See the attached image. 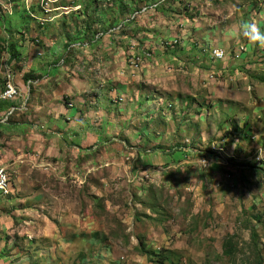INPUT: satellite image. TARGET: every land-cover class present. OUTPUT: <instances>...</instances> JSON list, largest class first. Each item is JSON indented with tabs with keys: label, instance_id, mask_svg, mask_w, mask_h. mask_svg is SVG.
<instances>
[{
	"label": "rangeland",
	"instance_id": "rangeland-1",
	"mask_svg": "<svg viewBox=\"0 0 264 264\" xmlns=\"http://www.w3.org/2000/svg\"><path fill=\"white\" fill-rule=\"evenodd\" d=\"M51 1L45 14L55 11L56 21L39 29L53 39V62L88 44L58 40L78 22L99 40V59H83L94 63L97 84L79 103L69 98V109L80 104L78 119L59 127L70 125L67 135L101 157L78 170L73 153L47 163L42 154L40 164L27 149L38 157L33 204L18 203L26 196L14 195L5 167L10 188L0 195L18 200L6 213L13 224L0 259L12 264V252L32 249L63 264H264V48L239 34L244 23L264 31V0ZM33 44L38 55L49 45L39 35ZM18 101L26 112L28 101ZM68 234L80 249L55 250Z\"/></svg>",
	"mask_w": 264,
	"mask_h": 264
},
{
	"label": "crops",
	"instance_id": "crops-1",
	"mask_svg": "<svg viewBox=\"0 0 264 264\" xmlns=\"http://www.w3.org/2000/svg\"><path fill=\"white\" fill-rule=\"evenodd\" d=\"M0 1H3L0 3H4L7 0ZM11 2L13 5L12 13L10 15L0 14V90L4 85L5 77L10 74L19 92L18 99L23 98L28 102L25 104L27 106L26 112H23V108L22 106L20 107L21 104L16 98L12 101L0 102V168L6 167L11 172L13 183L12 192L14 195L19 193L20 197L26 196L24 200H18L17 198H15V200H18L19 204H33L36 196L29 193L34 188H41L33 179L37 173L36 169L38 165L36 164L38 157L28 158L26 152L30 151L27 149L38 153L40 164H43L41 158L44 156H42V154H45V157L49 158L45 161L47 163L48 160L51 162L57 160V162H59L62 160L64 154L70 155V153H73L71 156L77 159V165L75 166L70 163L67 169L68 171L73 170L72 167L74 166L75 169H77L78 166H82L78 170L84 169L85 167L88 168L89 166H95V163H97L101 157L96 151L86 152L82 149L81 147L84 145L85 141L79 135L75 136V132H73L71 136L67 135L69 130H66V127L70 125H63V129V126L59 127L63 122L67 123L68 120L72 119L75 122L78 119L75 110L78 109L76 107H79L78 105L80 104H74L75 108L69 109V98L71 100V97H74L75 101L77 100L79 103L80 96L88 91V87L91 86V81L97 84L96 78H94L96 75V68L93 67L94 63L91 62V66H89L88 62H85L83 59H99V40L95 41L93 37H90V34L86 35L83 23L78 22L75 34L74 32L71 33L70 31H66L65 36L58 40L64 44L66 43V47L68 43L77 42L79 44V42L83 43L84 40L88 41V44L76 48L72 52L67 50V48L65 49L64 46V53L63 50L60 52L62 60L60 61L61 66H59L58 63L53 62L59 57L55 45L53 44V39L50 38L51 36L46 37L44 34L40 33V29L44 26H53V23H55L54 21H56V18L54 19V17H56L55 11L50 14H45V12L39 8L38 0H31L30 12L34 17L31 18L26 13V10H24L23 0H11ZM50 8L57 9L60 8V6L54 3ZM43 19H45V23L40 21ZM49 19L52 20L46 21ZM36 35H39L40 41L49 43V45L46 46L48 49L45 53L40 55H38L40 47H36L34 44L32 45V37ZM79 39H81V41ZM34 42L38 43L37 40ZM129 48L130 46L128 50ZM75 60L83 61L85 66L82 63V66L80 65L81 67H73V63L76 65L78 64ZM122 66H124V64H121V67ZM121 67L114 71L110 68L109 71L111 70V73L109 75L114 77L112 73H120ZM105 72H102V74ZM69 73L74 75L69 76ZM92 76L93 78L89 80L88 78ZM119 79L126 80L127 77L125 79L124 76H121V78L119 76ZM35 82H37V85L32 86V90H30V88L26 89V85L28 86L29 83L33 85ZM26 92H28L27 96H25ZM23 104L24 102L22 105ZM32 122L43 124V126H45V128L43 127L44 130L38 131L36 127H33L31 124ZM74 122L72 126L75 125ZM71 147L76 151L71 149ZM107 149L109 150L110 148H106L105 150ZM67 152H69V154ZM167 166L162 168L166 169L168 168ZM57 169L59 171L58 167H56V170ZM56 170L49 169L47 175L59 178V176L55 174ZM24 180L30 183L27 186V190L23 188ZM24 190L28 192L24 193ZM3 196L0 195V251L4 245V242L1 241L2 234L5 231H9V228L12 227L13 224L12 218L6 213L10 210V202H16L12 198L11 201L6 200ZM66 214L67 213L63 211L62 214L59 215L65 218ZM55 243H57V246L54 248L55 250L60 252L66 251L68 254H70L71 251L75 252L77 248L79 250L82 245V243L78 241V238L71 234H68L62 240L60 237L59 241ZM97 247L98 246H95V248ZM33 251L32 249L26 250L27 253L14 251L10 254V260H12V264H63L62 261L51 253L52 251ZM5 261V259H0V264L9 263Z\"/></svg>",
	"mask_w": 264,
	"mask_h": 264
},
{
	"label": "bare ground",
	"instance_id": "bare-ground-1",
	"mask_svg": "<svg viewBox=\"0 0 264 264\" xmlns=\"http://www.w3.org/2000/svg\"><path fill=\"white\" fill-rule=\"evenodd\" d=\"M24 1V5H25V10L28 13V15L33 18L32 15L29 14L30 12V6H29V2L30 0H23ZM56 1V0H55ZM54 1V2H55ZM10 3V2H9ZM53 1L51 0H40L39 2V7L40 9H42L45 13H49L50 10L46 9L48 5L52 4ZM12 5V4H11ZM11 5H6V7L0 6L1 11L0 14H6L8 13L9 15L12 13V7ZM29 6V7H27ZM45 6V7H44ZM43 23V22H42ZM45 23V22H44ZM215 57L217 58H221V55L218 53V55H216ZM10 188V180H9V176L7 174V170L5 168H0V192H5L6 190H8Z\"/></svg>",
	"mask_w": 264,
	"mask_h": 264
},
{
	"label": "clouds",
	"instance_id": "clouds-1",
	"mask_svg": "<svg viewBox=\"0 0 264 264\" xmlns=\"http://www.w3.org/2000/svg\"><path fill=\"white\" fill-rule=\"evenodd\" d=\"M235 11H239L236 9ZM239 34L241 37L245 38L247 41L253 43L254 45L264 48V31L254 23H244L240 25Z\"/></svg>",
	"mask_w": 264,
	"mask_h": 264
},
{
	"label": "built area",
	"instance_id": "built-area-1",
	"mask_svg": "<svg viewBox=\"0 0 264 264\" xmlns=\"http://www.w3.org/2000/svg\"><path fill=\"white\" fill-rule=\"evenodd\" d=\"M0 2H3V1H0ZM217 59H219V61L220 60L222 61L224 58H217ZM15 96H16L15 88L11 84L10 76L7 75L5 77L4 85L2 89L0 90V102L11 101L15 98ZM206 164L207 163L204 160H201V165L205 166Z\"/></svg>",
	"mask_w": 264,
	"mask_h": 264
}]
</instances>
